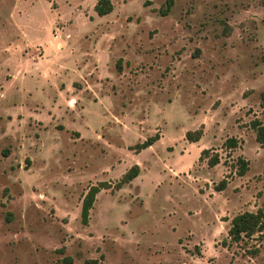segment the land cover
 <instances>
[{"label":"rangeland","instance_id":"1","mask_svg":"<svg viewBox=\"0 0 264 264\" xmlns=\"http://www.w3.org/2000/svg\"><path fill=\"white\" fill-rule=\"evenodd\" d=\"M97 1L0 0V33L31 18L68 39L67 59L42 67L50 79L85 75L54 123L16 120V134L0 138V264H264V234L237 243L228 233L233 216L264 205V142L252 124L264 127V0H174L167 15L166 0H112L103 16ZM93 44L98 67L81 56ZM7 122L0 112V130ZM232 136L236 147L225 144ZM203 146L217 165L200 160ZM136 163L141 173L99 192L84 224L89 187L115 185Z\"/></svg>","mask_w":264,"mask_h":264},{"label":"crops","instance_id":"2","mask_svg":"<svg viewBox=\"0 0 264 264\" xmlns=\"http://www.w3.org/2000/svg\"><path fill=\"white\" fill-rule=\"evenodd\" d=\"M74 28V25H70L68 30ZM56 32L55 37H51L41 23H33L30 18L25 25L11 24L0 33V112L6 113L9 119L8 128L2 127L0 130V138H11L16 134V120L46 127L57 120L56 116L62 113L63 106L74 107L77 104V98L69 89L73 80L85 76L84 73L73 75L74 71L65 74L57 71L50 79L49 72L42 70L51 59H67L66 56H69V53L60 52L65 49L68 39L60 37L59 30ZM97 49L98 46L93 44L89 50L82 49L81 54L83 60L93 61L95 67L99 66L96 65L100 55ZM5 71L8 75L4 77L1 72ZM88 74L93 72L88 71ZM64 84L67 85L66 89L63 88ZM17 123L20 125L21 122ZM203 147L201 149L206 146Z\"/></svg>","mask_w":264,"mask_h":264},{"label":"trees","instance_id":"3","mask_svg":"<svg viewBox=\"0 0 264 264\" xmlns=\"http://www.w3.org/2000/svg\"><path fill=\"white\" fill-rule=\"evenodd\" d=\"M174 5V0H166L164 5L162 6L161 12L164 15H167L172 6ZM114 3L112 0H98L95 4V10L100 15H106L111 13L114 10ZM264 99V92L262 93ZM254 127H257L258 131V138L261 142H264V127L260 126V122L257 120L252 123ZM204 135V128L201 127L195 130H188L186 133V137L191 142L199 141ZM161 138L159 134H155L153 136H149L146 140L142 142H138L131 148L137 152L142 151L143 149L153 145L156 141ZM238 138L236 137H229L227 138L225 144L228 147H236L238 145ZM210 148H205L202 150L200 155V160L208 157V163L211 166L217 165L220 160L221 156L219 153L210 154ZM239 168L238 172L240 175H244L248 170V160L240 157L239 160ZM141 172V167L139 164H134L131 168H129L121 177V179L115 184L112 185L111 182L107 180H102L97 184H93L89 187L87 193L83 198L82 203V221L84 224H88L90 221V214L91 210L94 207L95 201L97 199L98 193L103 189H120L124 185L130 183L133 179H135ZM227 181L222 180L221 183L218 185L217 189L221 190L226 185ZM229 237L233 242H241L247 241V239L252 238L254 235L264 234V205L260 207L256 211L246 210L240 212L233 216L231 219V225L228 230ZM64 262L66 264H74V260L70 256H66L64 258ZM79 264H103L102 260L99 258H88L82 263Z\"/></svg>","mask_w":264,"mask_h":264}]
</instances>
